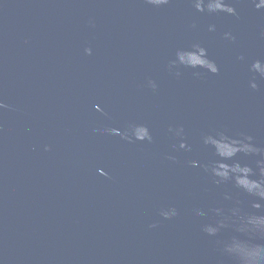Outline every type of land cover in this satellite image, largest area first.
I'll return each instance as SVG.
<instances>
[{"label": "water", "instance_id": "water-1", "mask_svg": "<svg viewBox=\"0 0 264 264\" xmlns=\"http://www.w3.org/2000/svg\"><path fill=\"white\" fill-rule=\"evenodd\" d=\"M198 2L0 0V264H264L261 189L212 171L264 189V7Z\"/></svg>", "mask_w": 264, "mask_h": 264}, {"label": "clouds", "instance_id": "clouds-1", "mask_svg": "<svg viewBox=\"0 0 264 264\" xmlns=\"http://www.w3.org/2000/svg\"><path fill=\"white\" fill-rule=\"evenodd\" d=\"M150 3L153 4H165L168 2V0H149ZM197 10L203 11L202 7V0L201 2H198L196 5ZM257 8L264 7V0H260V3L256 5ZM209 11H222V12H228L230 14H235V9L232 7L225 5L222 3V0H214V2L210 3L208 5ZM200 55H193L188 53H179V57L181 62H185L189 64L192 67L200 66L203 68L210 69L213 73L218 72V68L215 66V63L209 59H207L206 52L204 49L199 48ZM187 57V59H186ZM256 68H260L259 62H257L254 65ZM255 87V85H253ZM137 136L140 139L148 138L149 140L151 137L148 134V131L144 127H140L137 129ZM251 137H244V139H232L230 143L226 142L228 140L227 137H225L223 134L220 135V139H215L212 136H208L205 139V144H211L216 149V155L230 159L231 157L235 156L239 152H243L245 154L248 153H259L261 150L253 146L251 143H245V141H251ZM181 147H184L183 144H181ZM258 164L264 165V161H258ZM192 166L196 167V162H192ZM231 168L232 171H239L244 173V179H238L237 182L241 184V186L247 188L249 191L252 189H261V194L264 195V189L261 188L260 182L256 180H248L247 176L249 173H251L252 169L245 165L243 168H241L240 164L237 162L235 166H230L227 164H224L223 162L219 163L218 168H213L212 171L215 175H218L223 178H227L228 176V170ZM219 169H223V171H220ZM262 174H264V167L261 168Z\"/></svg>", "mask_w": 264, "mask_h": 264}]
</instances>
